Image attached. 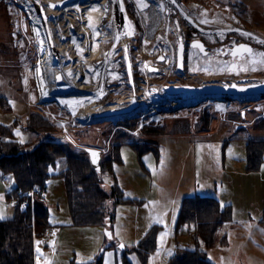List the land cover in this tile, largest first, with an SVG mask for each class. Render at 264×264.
I'll use <instances>...</instances> for the list:
<instances>
[{
  "label": "rangeland",
  "instance_id": "rangeland-1",
  "mask_svg": "<svg viewBox=\"0 0 264 264\" xmlns=\"http://www.w3.org/2000/svg\"><path fill=\"white\" fill-rule=\"evenodd\" d=\"M109 1L112 6L108 5L107 9L114 18L116 16L118 24L117 19L121 17L125 35L133 44L134 61L138 60L134 65L124 64L119 71V66L107 69L109 73L120 72L123 76L119 83L110 85L112 97L118 95L119 90H132L126 82L131 68L136 84L142 88L170 81H179L174 87L197 88L210 77L238 84L242 78L249 77L264 81L261 65L255 71L230 75L217 69L218 65L235 60L248 64L252 54L264 52V46L237 32L229 33L220 46L201 30L190 33V23L179 15V11H188L194 22L211 17L223 24L233 22L264 37V0ZM145 3L147 6L142 7ZM47 7L49 0H0V95L4 94L0 96V122L10 125L13 131L10 138L19 141L35 144L54 139L69 145L75 152L87 154V147L98 148L101 150L99 170L104 160L119 158L113 160L115 175L102 171L101 183L111 194L117 182L125 197L131 199L116 204L115 197L109 195L107 204L112 218L95 226L72 225L64 179L50 177L40 200L47 208V220L54 232L48 233L46 229L35 235V264H73L99 258L102 264H124V254L131 264H144L132 248L154 225L159 226L157 248L147 264H168L176 250V241L181 246L194 247V239L186 227L176 236L175 225L183 196L200 191L218 195L222 204L230 203L232 211L239 215L232 216V220L218 230L213 246L202 245L208 258L215 264H264V160L258 170L246 168V141L249 137L264 138V128L258 126L264 118V98L187 100L195 93L175 92L176 97L183 95L186 101L155 110L157 118L136 107L114 117L80 119L72 106L76 103L85 108L83 98L71 92L60 70L55 69L53 80L48 74L46 60L55 62L54 53L58 50L57 36L51 29L52 13L48 15ZM146 25L151 26L150 32ZM213 28L216 26L205 29ZM194 38L205 53L193 46ZM103 41L111 42L106 37ZM179 44L182 46L181 65L173 48ZM241 45L250 46L252 54L236 53L235 49ZM192 50L200 55L188 61ZM216 50L224 54L211 62L215 63L211 67H206L205 58L213 56ZM143 59L155 69L146 66ZM85 78H78L80 85ZM51 81L61 86L62 93L50 86ZM96 83L98 86L101 82ZM39 113L52 124L50 130L36 131L27 127L29 117ZM17 130L20 135L16 134ZM216 142L220 146L217 154L213 145ZM65 167L66 157L63 156L50 171ZM1 174L0 168V195L3 196L0 207L7 217L14 207L9 205L6 192L16 181L10 171L3 177ZM39 198H35L34 203ZM223 234L227 236L225 244L220 242Z\"/></svg>",
  "mask_w": 264,
  "mask_h": 264
},
{
  "label": "trees",
  "instance_id": "trees-1",
  "mask_svg": "<svg viewBox=\"0 0 264 264\" xmlns=\"http://www.w3.org/2000/svg\"><path fill=\"white\" fill-rule=\"evenodd\" d=\"M206 113V112H205ZM206 115V114H205ZM209 116V115H208ZM264 128V118L258 123ZM28 128L36 131L50 130L52 124L42 116L33 114L28 119ZM156 131V129H155ZM13 131L10 125L0 122V168L1 176L12 172L16 185L6 192L7 199L13 195L27 194L34 188L46 189L47 180L52 176H61L65 182L66 196L71 214L72 225H99L112 218L107 204L109 195L115 197V203L128 201L117 182L111 194L103 188L100 178L102 171L115 175L113 160H104L100 170L91 163L87 153L75 152L69 145L54 139L21 142L10 138ZM138 148V147H137ZM150 150V149H147ZM157 153V150L154 149ZM142 151H140L141 153ZM66 157V167L60 171H50L61 157ZM264 160V139L249 138L246 141V162L248 170H258ZM104 169V170H103ZM40 198L35 207H14L10 216L0 219V264H35L34 238L38 231H45L50 224L47 220V208ZM231 204H222L220 199L211 194H193L182 198L175 233L183 227L194 239V247L176 248L168 264H215L208 256L205 247L213 246L218 230L232 220ZM264 223V217L262 219ZM36 224V227H34ZM158 225L149 228L144 236L133 246L144 264L157 248ZM220 242H227L223 234ZM124 264H131L127 255ZM73 264H102V259Z\"/></svg>",
  "mask_w": 264,
  "mask_h": 264
},
{
  "label": "bare ground",
  "instance_id": "bare-ground-1",
  "mask_svg": "<svg viewBox=\"0 0 264 264\" xmlns=\"http://www.w3.org/2000/svg\"><path fill=\"white\" fill-rule=\"evenodd\" d=\"M108 5L112 6L109 0H49V8L47 7L48 15L52 13L51 29L52 32L57 36L56 48L58 50V52L54 53L56 57V63L54 61H50L49 59L46 60L48 74L53 80V75L56 71L55 69L60 70V73L66 76V82H68V84L71 86V92L73 93L74 91L75 94L83 98L85 101V103L83 102L85 104V108H80L82 105L78 106L76 103H74V106H72L74 107L77 116L80 119L90 121L104 115L114 117L115 114L127 112L138 107V109H143L146 111V113L150 112V115H153L155 118H157L159 115L156 114L155 110L166 109L168 107L175 106V104L186 101L187 98L185 96L180 95L179 97H176L174 93L170 92V87L177 86L179 81H170L160 86L146 85L142 88V85L136 84L135 76H133L135 75V72L132 68L129 71L130 77H126L128 79L126 82L129 83L128 87H131L132 90L125 92H120L119 90L118 95L115 97L111 96L110 90L112 88L110 85L112 86V84H116L123 78V76L120 74V72L114 71V73H109L107 69L119 66L117 68L119 71L123 68L122 66H124V64L134 65L138 60L134 61V55L131 53L133 44L129 39H127V36L125 35L126 29L123 25L124 22L120 16L119 20L117 19V21H119V24H121L119 25L116 22V16L114 18V14L107 9ZM53 7L54 10L56 9L55 11L52 9ZM190 7L193 8L194 5L191 4ZM94 8H96V10H92ZM200 12L197 13L200 14ZM181 14L190 23V29H188L190 33L195 34L196 31L201 30L208 36H211L214 40L218 41L220 46L224 45L227 35L232 32L246 35L250 39H253L254 42L264 46V43H260V41H264V37L256 33L246 31L247 29L243 25H236L233 22L223 24V22L212 17L210 20L206 18L203 20L199 19L198 21L194 22V18L190 16L188 11H179V15ZM206 14L209 15L210 11ZM218 14L220 16V13ZM169 16L170 14L166 16L168 21ZM203 21L207 22L205 23ZM210 26H216V29H205L207 27L210 28ZM145 28L148 29L147 32L151 31V26L146 25ZM105 37L111 42L104 43L103 39H105ZM100 38L101 40H99ZM98 40L99 42H97ZM120 40H122V42H119ZM191 42L193 44H200V42H197L195 38L192 39ZM173 48L175 49L174 55L179 61L178 65H181L182 46L179 44ZM120 50L123 51L122 54ZM230 50H232V47H230ZM201 51L205 53L204 48L201 49ZM222 54H224V52L217 51L213 56L211 55L210 58H205L206 67H211L213 64H215H211V62L217 61L219 55ZM255 54L250 56L248 64H240L241 61L235 60L234 62L231 61L232 63L223 64L222 66V64H220L221 62H218L221 67L218 65L217 69L224 70L226 75L234 73L237 74L246 70L255 71L259 69V65H261V67L264 69V57L259 55L260 52L258 55ZM199 55V53L195 54V51L192 50L189 53V56H187V60H195L193 57L196 58ZM139 58H141V56ZM238 59L240 60L241 58L239 57ZM143 61H145L146 66L152 67V70L155 69L154 65L151 63L148 64L145 59H143ZM82 76L86 78L84 79V84L80 85L78 78L80 79ZM210 78L211 79L209 80H205L204 85L221 86L232 84V82L226 83L227 81L225 80H216L213 77ZM99 80L101 83L97 86L96 82H99ZM241 80L242 81L239 83L244 85L263 81L253 77L244 79L242 78ZM74 81H77L76 85L74 84ZM50 86H52L57 93H62L61 86H59L57 82L51 81ZM196 98L199 100H205L203 96L197 94H195L193 97H189L187 100H196Z\"/></svg>",
  "mask_w": 264,
  "mask_h": 264
},
{
  "label": "water",
  "instance_id": "water-1",
  "mask_svg": "<svg viewBox=\"0 0 264 264\" xmlns=\"http://www.w3.org/2000/svg\"><path fill=\"white\" fill-rule=\"evenodd\" d=\"M245 48H250L248 45H243ZM243 52L244 50L240 47L235 49V52ZM171 93H183V92H193L197 95H201L204 98H222V100H235L240 98H251L252 100H257L264 98V81L256 82L252 84H238L232 83L230 85H203L197 88L188 87H170ZM91 163L96 165L99 169V163L101 158V150L94 147L86 148ZM95 152L96 156L93 157L92 153ZM95 159V163L93 160Z\"/></svg>",
  "mask_w": 264,
  "mask_h": 264
},
{
  "label": "built area",
  "instance_id": "built-area-1",
  "mask_svg": "<svg viewBox=\"0 0 264 264\" xmlns=\"http://www.w3.org/2000/svg\"><path fill=\"white\" fill-rule=\"evenodd\" d=\"M43 188H34L30 190L27 194L21 195H13L10 197L8 203L11 207H26L31 206L32 208L35 207L34 199L41 196L43 192ZM48 233H52L53 230L51 227L47 228Z\"/></svg>",
  "mask_w": 264,
  "mask_h": 264
},
{
  "label": "snow or ice",
  "instance_id": "snow-or-ice-1",
  "mask_svg": "<svg viewBox=\"0 0 264 264\" xmlns=\"http://www.w3.org/2000/svg\"><path fill=\"white\" fill-rule=\"evenodd\" d=\"M172 2L175 3V0H172ZM146 6H147L146 3L145 4H142V7H146ZM121 7H123V6L121 5ZM203 22L206 23L207 21H203ZM260 43H264V41H260ZM193 46L203 49V46L200 45V44H198V43H194ZM240 48L243 49L244 51L248 52V53H251L252 52V49L251 48H245V46H243V45H241ZM259 55L262 56V57H264V53H260ZM16 134L17 135H20L19 130H17V133ZM21 142H23V141H21ZM92 155H93V157H95L96 156V153L93 152ZM93 162L95 163V159L93 160ZM0 200H3V196L2 195H0ZM3 218H4V208L3 207H0V219H3ZM108 235L110 236V234H108ZM120 247H124V245L123 244H120Z\"/></svg>",
  "mask_w": 264,
  "mask_h": 264
},
{
  "label": "crops",
  "instance_id": "crops-1",
  "mask_svg": "<svg viewBox=\"0 0 264 264\" xmlns=\"http://www.w3.org/2000/svg\"><path fill=\"white\" fill-rule=\"evenodd\" d=\"M1 75H2V74H0V76H1ZM5 75H6V73H5ZM1 95H4V94H1ZM1 95H0V96H1ZM246 125H247V124H246ZM246 125H244V126H246ZM249 138H254V137H249ZM256 138H259V137H256ZM262 139H264V138H262ZM213 145H214V147H215V152H216V154H217V152H219V150H220L219 143L216 142V143H214ZM215 166H216V168H217V170H218L217 164H216ZM218 171H219V170H218ZM246 174H247V175H250L249 172H247ZM209 193H210V192H207V193L204 192V193H203V192L200 191V193H197V194H209ZM210 194H211V193H210ZM211 195H214V194H211ZM185 196H186V195H185ZM214 196H216L217 198H219L218 195H214ZM183 197H184V196H183ZM232 205H233V203H232ZM236 216H239V215L236 214L235 212H233V217H236ZM251 218H253V217H252V214L249 215V219H251ZM226 223H227V222H226ZM53 232H54V231H53ZM53 232H52V233H53ZM175 235L177 236L176 233H175ZM175 244H176V248H177L178 246H181V245H179V243H178L177 241H176ZM181 247H188V246H181ZM175 251H176V250H175ZM174 253H175V252H174ZM170 257H171V256H170ZM170 257H169V258H170Z\"/></svg>",
  "mask_w": 264,
  "mask_h": 264
}]
</instances>
